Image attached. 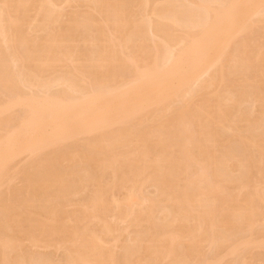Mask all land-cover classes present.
<instances>
[{
    "label": "bare ground",
    "instance_id": "bare-ground-1",
    "mask_svg": "<svg viewBox=\"0 0 264 264\" xmlns=\"http://www.w3.org/2000/svg\"><path fill=\"white\" fill-rule=\"evenodd\" d=\"M21 242L263 264L264 0H0V264H54Z\"/></svg>",
    "mask_w": 264,
    "mask_h": 264
},
{
    "label": "rangeland",
    "instance_id": "rangeland-1",
    "mask_svg": "<svg viewBox=\"0 0 264 264\" xmlns=\"http://www.w3.org/2000/svg\"><path fill=\"white\" fill-rule=\"evenodd\" d=\"M65 10H66V9H65ZM65 10H64V11H65ZM67 10L69 11L68 8H67ZM67 10H66L65 13H67ZM246 107H249V106H246ZM21 160H22V161H21ZM26 160H28V159H25V160H24V159L16 160L15 167H16V168H18L19 166L22 167L23 165H25V164L27 163ZM24 161H26V163H24V164L21 163V162H24ZM20 164H22V165H20ZM21 167H19V168H21ZM16 184H18V181H16ZM149 188H151V189H149ZM145 189H147V190H145V191H146V193H145L146 195H149V194H151V195H155V194H156V193H154V192H155V189H154L153 187H151V186H149L148 188L146 187ZM145 191H144V192H145ZM149 191H150V192H149ZM151 191H152V193H151ZM148 192H149V193H148ZM147 193H148V194H147ZM78 197H79V195H78V196L71 197V199L74 198V200L72 199L71 201H72V202H73V201L77 202V200H78V201L81 200V196L79 197L80 199H79ZM76 198H78V199H76ZM71 208H72V207H71ZM131 230H132V231H131ZM130 231L133 232L134 229H130ZM131 232H130V233H131ZM21 244H22V245H21L22 248H23V247H24V248H25V247H29V248H30L29 252H32V251H33L32 248H34V247H31V246H25V245L27 244V243H25V242H24V243L21 242ZM27 245H29V244H27ZM258 245H259V244H258ZM31 249H32V250H31ZM255 249H256V248H255ZM255 249H254V250H255ZM43 250H44V251H43ZM48 250H49V252H48ZM50 250H51V249H46V250H45V249H41V250L39 251V249L37 250L36 248H34V252L37 253V251H38L37 256H39V257H42L43 255L47 256V255H49V253H50V254L53 253V251L55 252V254H56V253H59V254H57L56 256H55L54 253L51 254L52 256L54 255V256H53L54 259H53V257H51V255H49V256H47V257L52 258V261H53L54 264H60L61 262H60V259H59L58 257H61V258H62V261H63V259H64V256H61V251H60V252H59V251L57 252V250L55 251L54 249H53L52 251H50ZM45 251H46V252H45ZM208 251H209V250H208ZM257 251L259 252L258 255L260 254V251H261V254H263V252H264L262 249H261V250L258 249ZM257 251L255 250V252H257ZM34 252H32V253H34ZM39 252H40V253H39ZM47 252H48V254H47ZM36 253H34V254H36ZM206 253H207V252H206ZM34 254H33V255H34ZM38 254H41V256L38 255ZM62 254L64 255V253H62ZM256 254H257V253H255L254 255H256ZM261 254L259 255V257H257L258 255H256L257 259H258V258L264 259V256H263L264 254H263V255H261ZM244 255H247V256H248V254H244ZM244 255H243V256H244ZM34 256L36 257V255H34ZM227 256H228V257H227ZM227 256H226L227 260H225V261H228L229 258H230V259H229L228 262H230V260H231V262H232V260H233L232 258H234V260L236 259L235 256H233V257H229L230 255H227ZM260 256H262V257H260ZM55 257H56V259H57V261H56L57 263L54 261V260H56ZM58 259H59V261H58ZM255 259H256V258H255ZM261 259H260V261L262 262ZM58 262H59V263H58ZM228 262H227V263H228ZM257 262H258V261H256V264H258V263H259V264H262V263H260V262H258V263H257ZM263 264H264V261H263Z\"/></svg>",
    "mask_w": 264,
    "mask_h": 264
}]
</instances>
